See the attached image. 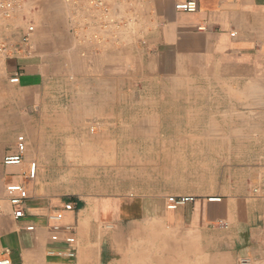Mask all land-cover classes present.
<instances>
[{
    "label": "crops",
    "instance_id": "0c3cea01",
    "mask_svg": "<svg viewBox=\"0 0 264 264\" xmlns=\"http://www.w3.org/2000/svg\"><path fill=\"white\" fill-rule=\"evenodd\" d=\"M74 1L68 6L64 0H27L24 8L15 9L38 15L42 28L34 51L8 44L12 56L2 58L0 253L6 250L11 264L132 260V248L111 244L121 238V230L98 234L104 220L123 216L119 199L103 195L99 187L92 190L101 184L92 176L98 180L111 174L84 170L77 183L73 172L59 181L54 176L59 154L68 160L87 153L142 152L165 137L158 106L175 100L197 105L210 98L227 106L233 128L204 135L213 138L205 148L217 172L201 176L200 184L210 188L171 215L182 230L177 264H186V233L194 236L198 256L206 252L211 259L264 264V0H103V11ZM183 1L195 2L196 11L176 10ZM11 29L6 23L5 39ZM15 74L19 80L12 84ZM85 123H95L90 132L101 127L94 138L114 145L90 144ZM17 135L26 143L23 160L5 165L4 158L16 152ZM31 162L36 164L33 178ZM10 185L27 192L24 217L18 220L6 200ZM66 203L74 207L63 212L62 220L73 226L72 258L65 255L70 247L63 235L53 242L48 228V215ZM203 233L212 234L205 246ZM89 234H98L99 243L91 242ZM213 234H222L224 250ZM166 243L162 253H154L153 264H174L175 246L168 238Z\"/></svg>",
    "mask_w": 264,
    "mask_h": 264
},
{
    "label": "rangeland",
    "instance_id": "374dc122",
    "mask_svg": "<svg viewBox=\"0 0 264 264\" xmlns=\"http://www.w3.org/2000/svg\"><path fill=\"white\" fill-rule=\"evenodd\" d=\"M22 14H27L26 21L21 19ZM39 20V16H35L33 13L29 14V12L22 10L14 11L11 19L6 22L12 28L10 31L12 35L8 36L7 40L4 38L5 26L2 27L4 41H7L6 43L10 46L16 45L15 48H18L20 46L18 44H21V33L26 25L31 23L34 26V32L31 36L30 45L27 48H24L22 44L21 46L25 52L28 49L34 51L37 33L42 28V25L38 23ZM12 53V49L9 47L4 56L11 57ZM4 56L0 58L1 83L5 81L2 59ZM9 96L12 95L9 93ZM199 101L197 105L187 104L185 106L178 104V101L175 100L170 104L158 106L163 119L160 122V130L165 137L161 139L160 144H153L150 149L137 152L134 148V152L123 154L87 153L74 155V158L72 156L71 159H68L69 161L66 159L67 154H59V167L54 172L55 178L59 181L73 172L77 183L80 179L77 175H82L84 170L93 175L111 174L110 177L100 176L98 180L92 176V182L101 181L99 185H92V190L99 187L97 190L100 189L99 191L103 195L119 199L123 216L104 220L98 225V234L113 232L116 229L121 230L123 234L118 235L121 238L111 240V244L114 248H132L133 264H153L156 261L153 259L154 253L156 251L162 253V250L168 247L166 238L170 239L172 249L175 246L176 251L174 254L172 253L171 258L174 264L178 263L177 248L182 230L171 215L173 211L186 204L177 206L174 210H168L166 199L181 196H191L194 199L196 193L210 188L207 184H200L201 176H210L217 172L212 170L215 162L211 161L212 155L205 148L208 141L213 140V138L204 135L212 130H227L229 126L233 128L232 123L228 124L227 121V106L218 105L219 100L204 98ZM238 124L240 125V123ZM84 125V132L90 135L93 140L90 144L114 145L113 141L104 142L94 138L100 133L101 127L90 132L95 123H85ZM63 140L67 141L66 138L60 139V141ZM201 146L203 147L201 148ZM83 156L86 157V161H83ZM98 234H89L91 242L99 243ZM211 235V233H203L204 246L210 242ZM213 237V240L218 241V248L224 250L226 245L224 242L222 243V234H213ZM164 241L165 245H163ZM186 251V264H242L243 260L247 261L248 264H255L251 259L233 261L222 256L211 259L206 255V252L203 253L202 257L198 256L195 254V238L189 233H186ZM161 259L165 260V258ZM132 260L120 259L117 261L114 259L111 264H128ZM96 263L100 264L99 259H96Z\"/></svg>",
    "mask_w": 264,
    "mask_h": 264
},
{
    "label": "built area",
    "instance_id": "2783aa9c",
    "mask_svg": "<svg viewBox=\"0 0 264 264\" xmlns=\"http://www.w3.org/2000/svg\"><path fill=\"white\" fill-rule=\"evenodd\" d=\"M65 3L69 6L72 4H76L77 2L74 0H64ZM78 1V0H77ZM89 3L90 8L97 9L98 11H103L104 2L103 0H85ZM27 0H0V58L6 54L9 50L8 44L4 41L2 37V27L5 26L6 22L9 21L13 15L15 9L25 7ZM175 9L178 11H184L188 13L195 12L197 9V5L193 1H183L177 2L175 4ZM34 32V26L31 23H28L24 28L23 32L20 36L21 44L24 48L29 47L31 36ZM94 39L98 38L97 35L92 36ZM19 77L15 74L12 78H10L9 82L12 84L18 83ZM23 109H21L22 111ZM16 152L13 155H8L4 158L5 165H18L23 160V155L26 150L25 139L22 135L17 136L15 143ZM36 164L35 162H31L29 164V177L33 178L35 174ZM6 192V200L12 208V216L14 219L18 220L24 217V202L27 198L26 190L20 185H10L5 189ZM194 199L191 196H181V197H168L166 199L167 209L174 210L177 206L184 205L192 202ZM209 201H219V199L211 198ZM74 207L71 203H66L60 210L54 211L48 215L49 222V231H50V240L53 242H57L60 240V235H63L62 241L67 246L70 247V250L65 253L67 257H74L75 250L73 246L76 243V238L72 225H63V212L71 211ZM32 226L26 227V230H32ZM62 254V253H59ZM0 264H11L8 252L6 250L0 253ZM242 264H248L247 261H242Z\"/></svg>",
    "mask_w": 264,
    "mask_h": 264
}]
</instances>
